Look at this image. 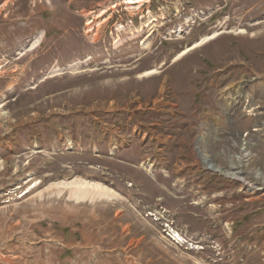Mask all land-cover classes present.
Returning a JSON list of instances; mask_svg holds the SVG:
<instances>
[{"label":"rangeland","instance_id":"374dc122","mask_svg":"<svg viewBox=\"0 0 264 264\" xmlns=\"http://www.w3.org/2000/svg\"><path fill=\"white\" fill-rule=\"evenodd\" d=\"M0 264H264V0H0Z\"/></svg>","mask_w":264,"mask_h":264},{"label":"bare ground","instance_id":"6f19581e","mask_svg":"<svg viewBox=\"0 0 264 264\" xmlns=\"http://www.w3.org/2000/svg\"><path fill=\"white\" fill-rule=\"evenodd\" d=\"M131 1V0H130ZM137 2V1H136ZM128 3V2H127ZM131 3V2H130ZM135 4V3H134ZM90 23V22H89ZM218 35V34H217ZM216 35L214 34L213 36H207L205 38H203V40L201 42H196L193 46H190V47H187L184 51H182L178 56H182L184 53H186L187 51L191 50L192 48L196 47V46H199L200 44H203L204 42H207L211 39H213ZM152 74V71H147L146 74ZM259 84V83H258ZM260 87V86H259ZM258 88V87H257ZM163 89V88H162ZM237 98V97H236ZM223 99V98H222ZM236 99H234V102L237 103V101H235ZM249 107H250V104H249ZM254 110L251 108V111ZM258 110V109H256ZM255 110V111H256ZM253 112V111H252ZM255 113V112H254ZM255 116V115H254ZM252 120V119H251ZM259 120H256V122L258 123ZM242 123V122H241ZM240 124V123H239ZM242 127V126H241ZM258 130V129H257ZM248 154V153H247ZM206 164L209 168H213L214 170H217V171H221L222 173H224L226 176L228 177H232V178H239V179H242L244 181H246V176L240 171H223L222 168L220 166H216L214 163H212L210 160L206 159ZM80 188L78 190H82L84 191V189L87 187L86 183L85 182H81V184L78 185ZM77 186V187H78ZM106 195L110 196L111 194L108 193V191L105 193ZM72 195H77V193H74ZM83 196H86V194H84ZM83 196H79V197H83Z\"/></svg>","mask_w":264,"mask_h":264}]
</instances>
